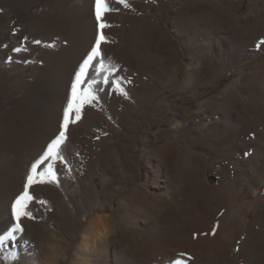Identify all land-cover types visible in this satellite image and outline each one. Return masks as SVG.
<instances>
[{
	"label": "rangeland",
	"instance_id": "obj_1",
	"mask_svg": "<svg viewBox=\"0 0 264 264\" xmlns=\"http://www.w3.org/2000/svg\"><path fill=\"white\" fill-rule=\"evenodd\" d=\"M107 2L97 21L96 0H0V111L49 107L24 102L42 76L58 115L0 149V235L106 38L97 99L73 115L55 181L29 187L0 264H264V0Z\"/></svg>",
	"mask_w": 264,
	"mask_h": 264
},
{
	"label": "snow or ice",
	"instance_id": "obj_2",
	"mask_svg": "<svg viewBox=\"0 0 264 264\" xmlns=\"http://www.w3.org/2000/svg\"><path fill=\"white\" fill-rule=\"evenodd\" d=\"M117 2L123 4L125 7L129 6L125 0H117ZM111 10L112 9L107 0H96L97 21H101L103 15ZM106 27H110V25H108L106 22L99 24L100 29H104ZM105 40V36L101 34L96 40V46L93 47L92 51L87 55V58L84 59L83 63L80 65V69L76 73V79L72 84L71 97L68 100L67 107L64 109V119L63 123L61 124V131L59 132L58 136H56V138L48 144L47 150L43 153V155L31 165L30 173L27 176V183L24 186V191L16 198L12 206V216L15 218L17 223L8 231H6L4 235H0V245H3L4 242L9 239L14 240L15 236L13 234L15 232L23 231L19 224V220L22 216H28L31 218V213L27 212L26 209L29 203L34 199L29 194V187L37 183H53L55 181V172L53 170L55 161L57 159H62L61 145L66 140L68 125L74 122L72 119L73 115L76 119H79L83 106L85 104L90 105L94 100L97 99V89L94 86L98 83V81L94 78L88 79V71L89 68L93 66V61H96L102 56L100 45L101 42ZM36 43H40V41H36ZM99 64L100 67L97 68L98 72L103 70V60H99ZM103 82L107 83V79L105 78ZM85 83H87V87L81 88V85ZM124 94L126 95V93ZM46 160H51L52 163H49L47 167L43 168V170H38L40 165H42ZM41 203H43V201H41ZM213 234H215L214 231Z\"/></svg>",
	"mask_w": 264,
	"mask_h": 264
},
{
	"label": "bare ground",
	"instance_id": "obj_3",
	"mask_svg": "<svg viewBox=\"0 0 264 264\" xmlns=\"http://www.w3.org/2000/svg\"><path fill=\"white\" fill-rule=\"evenodd\" d=\"M89 1V0H88ZM10 3V2H9ZM90 7V6H89ZM57 68V67H56ZM57 71V70H56ZM48 72V71H47ZM42 77V76H41ZM41 77L38 76V78H36V81L34 82V84L31 86V90H30V93L29 95L27 94V97L25 98L24 102L26 101V99H30L32 98V96L35 95V97L37 98V101H44V99L46 98L47 102L45 105H49V107H47L45 110H41V107L38 108V105H36V109L38 111H19L20 107L19 105L22 103L23 99H19L17 101H15L14 103H12V105L10 106L9 109L5 110V111H0V123L3 122L6 130L0 135V149H5L6 147H8L9 145L13 144V143H16L19 141H21V136L19 135L20 133L22 134V136L25 134V131L24 132H20L19 130L18 131H15L16 127L19 126L22 122H24L25 124L29 121V123L32 122V125L34 124V127L27 130L26 132L28 131H31V130H34L35 129V125L37 123H42L43 122V119L45 116H47V122L49 123L50 121H52L55 116L57 115V111H55V105H56V102L53 103V100L56 99V97L54 98L53 95H51L48 90H44L42 88V82H41ZM43 78V77H42ZM59 78V77H58ZM48 82V81H47ZM68 83V82H66ZM84 85V84H83ZM41 87L43 90L41 92H37L36 90H38L37 87ZM65 89V88H64ZM55 91V90H54ZM53 91V93H55ZM27 93V91H25L24 95ZM41 93V95H39ZM52 93V92H51ZM23 95V96H24ZM58 98V97H57ZM33 103H36V100H32ZM58 101V100H57ZM23 102V103H24ZM22 106V105H21ZM53 107V111L51 110V108ZM47 110V111H46ZM39 111H41L39 113ZM45 111V112H44ZM24 116L23 119H18V120H15L18 116ZM39 115H41V118L39 119ZM42 116H43V119H42ZM58 116V115H57ZM36 117H38L37 119H35ZM42 119V120H41ZM46 122V123H47ZM44 124V123H42ZM38 125V124H37ZM48 125V124H47ZM46 125V126H47ZM31 127V125H30ZM17 144V143H16ZM11 148V146H9ZM0 150V152L2 151ZM5 151V150H4ZM159 179V178H158ZM3 210V209H1ZM0 210V212H1ZM225 239V238H224ZM218 242V241H216ZM215 242V243H216ZM224 242V241H223ZM222 244V243H221ZM86 246V245H85ZM88 251V250H87ZM86 261V259L84 260ZM82 263V262H81Z\"/></svg>",
	"mask_w": 264,
	"mask_h": 264
}]
</instances>
